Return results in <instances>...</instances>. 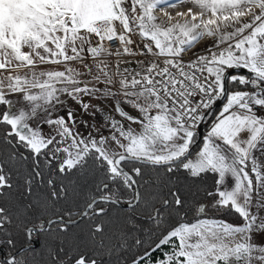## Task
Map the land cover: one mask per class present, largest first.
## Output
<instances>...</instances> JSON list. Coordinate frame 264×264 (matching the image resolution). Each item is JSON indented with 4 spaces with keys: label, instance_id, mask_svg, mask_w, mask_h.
Here are the masks:
<instances>
[{
    "label": "snow or ice",
    "instance_id": "snow-or-ice-1",
    "mask_svg": "<svg viewBox=\"0 0 264 264\" xmlns=\"http://www.w3.org/2000/svg\"><path fill=\"white\" fill-rule=\"evenodd\" d=\"M184 2L192 7L176 17L157 15ZM205 37L206 51L185 61ZM85 51L118 58L114 74L98 68L108 83L120 76L104 95L138 110L116 108L139 131L109 117L110 137L97 138L75 128L71 110L52 116L61 96L96 89L76 86L71 68L38 64L82 61ZM121 57L137 68L120 72ZM25 67L0 80V246L9 249L0 264H48L45 253L51 264H110L117 249L122 264H264V0H0V70ZM37 116L47 135L30 126ZM208 174L217 178L201 201L193 186ZM221 209L241 223L207 217ZM189 213L200 215L188 222Z\"/></svg>",
    "mask_w": 264,
    "mask_h": 264
},
{
    "label": "rangeland",
    "instance_id": "rangeland-1",
    "mask_svg": "<svg viewBox=\"0 0 264 264\" xmlns=\"http://www.w3.org/2000/svg\"><path fill=\"white\" fill-rule=\"evenodd\" d=\"M186 7L187 8L192 7L191 3L184 2V3L178 4L175 7H168L170 9V12L169 11L167 12L170 14L172 10L174 11L177 8H180V10H182L183 8H186ZM245 22H247V18L245 19ZM227 30L232 31L231 28H228ZM205 39H207L206 40L207 43L203 44L204 46H208L213 42V39L210 37H205ZM25 51H28V49H25ZM104 65H107L106 71L109 74H114L113 67L108 62L99 63L97 66H94L88 62H72V61L59 63V64H53V63L38 64L36 68L37 72L65 71L67 68H71L73 69V74L75 76V79L80 81V84L76 86L84 87L86 85L89 88L96 89V91L91 94L80 93L75 99L69 98L67 96H61V100L64 103L61 106L57 107V109H55L52 112V116L55 117L57 115H60V116H65V118H67V111L71 110L75 114L76 120L78 121L77 125H75V128L79 132L84 133V134L91 132V135L97 138H99V136L101 135L110 137V133L113 130L108 127L109 117L120 121L124 125L125 128L130 126L133 129H136L137 131H139L140 125L135 124V123L130 124L129 121H127L125 118L121 117L118 114V112L116 111V108L121 107L125 111L130 113L132 116L140 115L138 110L134 109L133 107L129 106L126 103H118L119 101H122L124 99L121 96L113 97V96L104 95L105 91L110 90L111 92L115 93L118 90L115 81L112 83H108L106 81V78L103 72L98 71V68H104ZM125 67H127L129 71H131L132 69L136 68L137 65L135 63L119 64L120 72H123V69ZM89 68L91 69V72L88 71ZM28 72H29V69L27 67L19 69L17 71H12L11 73H9L8 71L0 70V80H4L5 85H6L7 80L5 78L9 76L10 74L12 76H15V75L24 76ZM76 73H79V75H75ZM97 77H99V79H97ZM4 90L7 93L8 97L13 100V103L14 105L17 106V108L27 106V102L23 101L21 94L8 93L6 87ZM33 91H37V90L34 89ZM80 101H83L84 104L90 105V107L85 111ZM85 121H87L89 125L88 128L84 127ZM29 123H30V126H32L33 128H36L42 125L41 130L46 135L49 133V130L52 127L51 125L43 124L42 116H37L33 118ZM97 129L99 130V132L97 131ZM116 134L119 135L118 132ZM104 147L108 148L109 151L118 150V145H115L110 140L107 144L104 145ZM259 156H260V153H259ZM260 158L262 162H264V156H261ZM255 200H256V197L253 196V204H255ZM252 211L253 213H255L256 211L255 207H253ZM260 216L264 217V210H261ZM256 239L258 241H261V237H256ZM157 254L160 255L159 251H157Z\"/></svg>",
    "mask_w": 264,
    "mask_h": 264
},
{
    "label": "trees",
    "instance_id": "trees-1",
    "mask_svg": "<svg viewBox=\"0 0 264 264\" xmlns=\"http://www.w3.org/2000/svg\"><path fill=\"white\" fill-rule=\"evenodd\" d=\"M229 89H239V90H246L244 88H240L238 85L237 86H233L231 84L228 85ZM247 90H250V89H247ZM7 109V106L5 105H0V112H3ZM207 123V122H206ZM4 128L5 126H2L0 125V135L3 134V131H4ZM203 130L206 131L207 130V127H203ZM204 131L202 132V134L204 133ZM199 144H197L196 147H194L192 149V151L195 153L196 151H198L199 149ZM179 178L187 185H190L192 186L193 185V182L192 181H189V180H184V173L181 172L179 174ZM217 178V175L216 174H208L204 177L203 180H197L195 182V185L193 186L194 189L196 187H198L201 191V195L198 197L199 200L201 201H205L207 198L202 194L203 193V190L205 188H207L209 191L213 190V185L215 183V180ZM58 209H59V205L57 206ZM200 214L199 213H189L188 216H187V221L188 222H192L195 220V218L197 216H199ZM207 217L208 218H217V219H223V220H226L228 222H231V223H235V224H239L241 223V220L240 218L238 217L237 214H235L233 211H230L228 209H221L219 212L215 211V210H212L210 212L207 213ZM176 219H179V218H175L171 221H169V223L171 225H175L176 223ZM74 232L78 231V230H73ZM147 238V237H146ZM145 247H147V245H145ZM0 248H3V251L0 252V258L6 256L9 254V249L6 248V247H3V246H0ZM38 250H40V244L39 246L37 247ZM23 255V253L21 254ZM154 256H159V254L154 253L153 254ZM108 260L110 261V264H122V260L123 259H126L127 257H121L120 255V250L117 249L114 253H110L108 256H107ZM44 259L46 261H48V264H51V261L49 260L47 254L45 253L44 255Z\"/></svg>",
    "mask_w": 264,
    "mask_h": 264
},
{
    "label": "built area",
    "instance_id": "built-area-1",
    "mask_svg": "<svg viewBox=\"0 0 264 264\" xmlns=\"http://www.w3.org/2000/svg\"><path fill=\"white\" fill-rule=\"evenodd\" d=\"M166 9H168V10H166ZM164 11L167 12V11H170V9L168 7H165L163 10L157 9V15L160 16L161 19H167L166 16H164ZM133 39L138 42L137 45H136V47H138V48H142L143 47V44L142 43H139L140 41H142L144 39L143 37H140L138 35H134L133 36ZM92 40H93V46H96V38L93 37ZM206 43H207V41L202 42V43L199 42L192 49H190L187 52H185L184 55H183L184 60L187 61V60L193 59L194 58L193 57V53H195L197 55L203 54L206 51V48H207V46H204L203 44H206ZM108 46H110L112 48H115L117 46V44L116 43H111ZM102 58H105V59L110 60L113 63V66L116 67L117 60H118V58L116 56H107V55H104V56H101L98 59H102ZM124 59H131V58H129V57H121V58H119V62L121 60H124ZM140 59H148V60H151L152 57H150V56L147 57V58L141 57ZM84 60L92 61V60H95V59H93L91 57V54H87L86 57H84ZM114 72H115V70H114ZM119 79H120V76L119 75H114V81H115L116 86H117L118 89L120 88V84H119V81L120 80ZM203 131L204 130L202 129V132ZM204 132H206V131H204Z\"/></svg>",
    "mask_w": 264,
    "mask_h": 264
},
{
    "label": "crops",
    "instance_id": "crops-1",
    "mask_svg": "<svg viewBox=\"0 0 264 264\" xmlns=\"http://www.w3.org/2000/svg\"><path fill=\"white\" fill-rule=\"evenodd\" d=\"M69 54L71 55V52H69ZM87 54H90V53H88L87 51H85V52L82 54V55H83V60H82V61H80V60H73L72 62H88V63H90V64H92V65H94V66H97L99 63H101V61H102V62H108V63H110L111 66L113 67V70H115V67L113 66V63H112L110 60L105 59V58H102V59H95V60H92V61L84 60V57H86ZM125 60H128V59L121 60V61L119 62V64H123ZM136 68H137V67H136ZM134 69H135V68H134ZM206 131H207V130H206ZM204 133H206V132H204ZM255 154H256L257 156H259V153H255ZM228 183L231 184L232 181L229 180ZM254 197H255V195H254Z\"/></svg>",
    "mask_w": 264,
    "mask_h": 264
},
{
    "label": "bare ground",
    "instance_id": "bare-ground-1",
    "mask_svg": "<svg viewBox=\"0 0 264 264\" xmlns=\"http://www.w3.org/2000/svg\"><path fill=\"white\" fill-rule=\"evenodd\" d=\"M187 7L186 8H183L182 10H180V8H177L176 10H172V12L170 13L173 17H176V13L177 12H186L187 11ZM194 11H198V9H194ZM165 12V11H164ZM170 12V11H169ZM207 39L204 38V40L200 41L201 43L202 42H205Z\"/></svg>",
    "mask_w": 264,
    "mask_h": 264
},
{
    "label": "water",
    "instance_id": "water-1",
    "mask_svg": "<svg viewBox=\"0 0 264 264\" xmlns=\"http://www.w3.org/2000/svg\"><path fill=\"white\" fill-rule=\"evenodd\" d=\"M202 129H203V128H202ZM38 246H39V243L36 245V247H38ZM1 251H3V248H0V252H1Z\"/></svg>",
    "mask_w": 264,
    "mask_h": 264
}]
</instances>
